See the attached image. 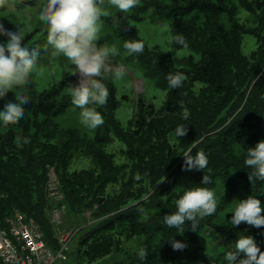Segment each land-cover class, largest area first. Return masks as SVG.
Returning a JSON list of instances; mask_svg holds the SVG:
<instances>
[{"label": "trees", "instance_id": "1", "mask_svg": "<svg viewBox=\"0 0 264 264\" xmlns=\"http://www.w3.org/2000/svg\"><path fill=\"white\" fill-rule=\"evenodd\" d=\"M237 2L254 16V27L247 28L237 16V6L228 5L226 0L153 2L158 18H172L173 36L182 34L187 48L199 53L200 58L195 61L189 55L172 61L146 47L140 55H127L126 60L137 63L143 75L166 91L158 109L137 97L128 129L115 119L111 82H104L110 93L107 104L97 106L104 124L94 138L87 139L77 129L59 133L53 121L72 105L66 89L77 76H64L57 85L40 92L32 81L27 93L31 103L24 106V117L17 124L0 123L4 128L0 131V222L15 213L31 217L48 242L49 225L44 221L47 209L62 206L59 211L72 215L88 211V221L94 223L79 240V249H84L77 252L81 264L97 263L118 251L123 239L135 236L144 238L142 247L148 250L147 256L140 260L131 255L118 264H164L165 259L171 264H190L196 258L207 264L221 259L226 264L225 255L234 250L235 241L245 236L244 232L264 252V227L230 224L231 211L238 202L228 206L226 200L218 199L216 214L202 219L195 231L189 221H185L184 229L167 228L163 222V216L175 211V202L185 190H212L218 182L239 201L251 196L264 206V181L250 182V169L244 165L247 149L264 139V0ZM222 15L227 25L220 22ZM116 18L119 27L115 33L120 39L139 40L128 26L129 17L115 12V25ZM0 24L8 31H21L20 25L4 19ZM243 34L256 40L249 55L241 51ZM7 39L0 36V43ZM176 72L184 73L187 79L182 87L170 89L166 76ZM3 107L0 104V110ZM184 112L189 113L187 120L183 119ZM181 124L186 125L187 135L175 138V128ZM17 135L29 138L30 143L17 147L13 142ZM113 138L125 146L120 150L122 163H116L113 154L103 149ZM77 149L91 158L94 169L67 170ZM188 149L193 155L202 151L207 156L204 172L182 170L181 155ZM50 167H54L63 195L56 202L50 196L45 198ZM204 175L210 177L209 184L202 183ZM75 228L80 230L81 226ZM203 238L221 247L216 256L215 251L204 252L198 246ZM174 240L194 243L198 253L174 251Z\"/></svg>", "mask_w": 264, "mask_h": 264}, {"label": "clouds", "instance_id": "2", "mask_svg": "<svg viewBox=\"0 0 264 264\" xmlns=\"http://www.w3.org/2000/svg\"><path fill=\"white\" fill-rule=\"evenodd\" d=\"M9 0H0V7H4ZM140 5V0H46V4L39 13V20L46 25L47 45L59 56L66 58L80 74L77 85L69 87L71 103L79 109V122L89 130H95L104 124L102 114L97 106H104L108 102L109 89L103 82L109 75L122 78L124 66L113 67L112 58L118 56L119 49L115 46H98L103 27L102 18L109 15L114 8L119 12L130 13ZM119 27V19L116 18ZM0 36H7L6 43H0V99L9 92L14 94V102H7L0 110V123L4 126L17 124L25 115V105L31 103L28 93L30 77L38 66V51L29 49L22 42L21 31H8L0 24ZM172 42L187 48L186 38L182 34L172 37ZM127 55H140L145 45L141 40H128L123 43ZM7 53V54H6ZM187 76L182 72L169 73L166 76L170 89L182 87ZM189 113H183L187 120ZM186 125L175 128V138L187 135ZM17 147L30 143V139L17 135L14 139ZM183 171L204 170L208 166V158L202 152L192 154V149L182 155ZM244 165L250 169L248 179L264 181V139L258 141L255 147L247 149ZM139 179V177H137ZM211 182L208 175L202 177L204 185ZM218 201L214 191L207 187H195L185 190L175 202V211L163 216L167 228L184 229L185 221L191 222L193 231L202 219L215 215ZM141 211H143L141 209ZM230 224L239 226L241 223L253 227H264V206L260 200L248 197L238 201L231 211ZM181 234L183 233L180 232ZM174 251L184 250L187 245L180 241H172ZM148 250L141 247L137 255L144 260ZM226 264H264L262 252L251 236H240L234 244V250L227 252L224 257Z\"/></svg>", "mask_w": 264, "mask_h": 264}, {"label": "rangeland", "instance_id": "3", "mask_svg": "<svg viewBox=\"0 0 264 264\" xmlns=\"http://www.w3.org/2000/svg\"><path fill=\"white\" fill-rule=\"evenodd\" d=\"M149 1V4L147 3ZM228 5L237 6V16L241 22H244L247 28L254 27V16L251 13H247L240 5L238 0H226ZM153 2L166 4L170 0H140V5L131 10L130 13L119 12L112 8L109 10V15L102 18L103 27L100 33V40L97 42L98 46H112L115 45L119 49V55L112 58V66H124L125 75L122 78H116L109 75L103 82H111L114 87V99L116 101L115 119L118 121L120 127L128 129L135 110V103L137 97L144 100L145 103L151 104L154 109L160 108L162 105L166 91L157 87L153 79L147 78L143 75L141 68L137 66L132 60H126L127 56L123 47L124 39H120L118 32L115 33L116 25L114 24V13H123L127 18L129 28L135 33L137 38L144 42L147 50H155L159 54L171 59L172 61H179L189 55H192L196 61L200 58L199 53L194 52L188 48H175L172 46V18L168 16H159L156 14V6ZM237 2V3H236ZM46 4V0H9L4 6L0 7V19L6 20L10 24L20 25L21 32L23 34V44L31 48H36L38 55V66L34 74L30 77V83L33 81L34 88L37 92L47 90L52 86H55L64 76L76 75L77 77L73 81L72 85H69L66 92L69 94L70 88L79 83L81 77L78 71L71 65L70 62L57 55L48 45L46 41V25L39 20V13ZM220 22L227 25V20L224 15L220 17ZM7 41V40H6ZM3 42V43H6ZM256 47V40L252 35L243 34L241 41V51L244 55H249L250 52ZM32 84V83H31ZM14 100V94L9 92L3 100L0 99V104H6L9 101ZM56 123L57 131H65L68 129H77L81 134H84L87 139L94 138L97 130H89L84 128L79 122V109L75 108L73 104L69 106L62 114L53 119ZM0 131H4V128H0ZM125 146L122 142L113 138L109 143L103 146V149L107 153L113 154V160L116 163H122L124 161L123 156L120 154V150ZM95 166L91 161V158L84 154L81 149H77L71 154L67 170L69 172L75 170H90ZM48 181L46 183L45 198L49 196L52 201H59L62 199V193L59 191L58 181L55 175L54 167L47 169ZM212 191L215 192L217 200H226L227 205H235L239 201L238 196H230L225 191L224 187L218 182ZM234 197V198H232ZM51 206L50 210L47 209V218L44 217V221L49 225L50 234L48 236V247L56 252L59 249V242L55 228L61 230H71L72 234L66 241L65 259L59 260L56 264H81L80 258L77 254L78 251H84L80 247V238L93 226L94 223L89 222L88 211L82 212L80 215L65 213L60 210L62 206ZM55 208V209H54ZM58 210V215L54 217V211ZM52 217L54 219H52ZM106 217V216H105ZM99 218L100 220L105 218ZM48 220V221H47ZM36 222V221H35ZM76 225H80L81 228H75ZM53 228V229H52ZM55 234V235H54ZM245 236H248L244 232ZM54 236V237H53ZM56 236V239H55ZM144 238L141 236L130 237L123 239L121 248L112 252L109 256L101 259L94 264H118L117 261H124L125 258L131 255H137L138 250L142 247ZM187 250L192 253L197 252V245L190 242H185ZM198 246H202L204 252L215 251V256L221 247L216 246L214 240L203 238L199 242ZM171 261L165 259L164 264H171ZM190 264H207L196 258ZM214 264H224V260L221 259L215 261Z\"/></svg>", "mask_w": 264, "mask_h": 264}, {"label": "built area", "instance_id": "4", "mask_svg": "<svg viewBox=\"0 0 264 264\" xmlns=\"http://www.w3.org/2000/svg\"><path fill=\"white\" fill-rule=\"evenodd\" d=\"M59 211H54L58 215ZM52 219H54L52 217ZM59 249L53 252L31 217L15 213L0 222V261L2 264H56L64 260L66 241L71 230L55 228Z\"/></svg>", "mask_w": 264, "mask_h": 264}]
</instances>
